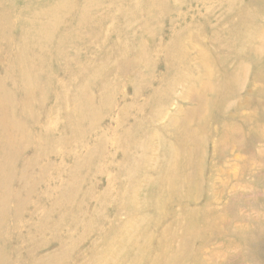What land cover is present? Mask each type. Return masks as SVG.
<instances>
[{"label": "rangeland", "instance_id": "374dc122", "mask_svg": "<svg viewBox=\"0 0 264 264\" xmlns=\"http://www.w3.org/2000/svg\"><path fill=\"white\" fill-rule=\"evenodd\" d=\"M0 264H264V0H0Z\"/></svg>", "mask_w": 264, "mask_h": 264}]
</instances>
